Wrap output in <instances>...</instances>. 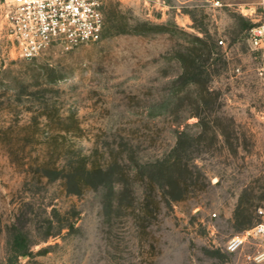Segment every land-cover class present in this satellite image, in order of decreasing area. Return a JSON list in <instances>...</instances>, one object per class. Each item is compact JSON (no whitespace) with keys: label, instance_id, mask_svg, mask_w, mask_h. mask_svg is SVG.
<instances>
[{"label":"rangeland","instance_id":"1","mask_svg":"<svg viewBox=\"0 0 264 264\" xmlns=\"http://www.w3.org/2000/svg\"><path fill=\"white\" fill-rule=\"evenodd\" d=\"M8 1L0 264H264V233L227 251L264 223V40L251 42L264 0H106L99 41L31 60L10 49ZM204 44L215 45L208 60ZM194 65L205 73L183 88ZM167 156L186 165L171 173L185 189L176 201L147 183L159 176L144 164ZM132 158L141 167L133 184L116 178L120 194L107 180L68 192L55 170ZM15 230L30 248L17 259L8 253Z\"/></svg>","mask_w":264,"mask_h":264},{"label":"built area","instance_id":"2","mask_svg":"<svg viewBox=\"0 0 264 264\" xmlns=\"http://www.w3.org/2000/svg\"><path fill=\"white\" fill-rule=\"evenodd\" d=\"M106 0H10L5 7L6 36L10 49L22 59L31 60L50 47L65 48L95 43L104 28ZM251 42L261 47L264 26L251 29ZM219 44H222L220 41ZM264 233L260 223L227 245L230 253L239 249L248 235Z\"/></svg>","mask_w":264,"mask_h":264},{"label":"trees","instance_id":"3","mask_svg":"<svg viewBox=\"0 0 264 264\" xmlns=\"http://www.w3.org/2000/svg\"><path fill=\"white\" fill-rule=\"evenodd\" d=\"M247 28H251V25H247ZM197 40L202 42L200 39ZM214 47L215 45L210 47L208 45H205V55L207 60L211 58V54L213 53L212 48ZM204 73L205 71H203L201 67L194 65V71L192 74H190L189 76H187L188 74H184L185 76L181 75V79L183 80L182 87L185 88V86L190 87L195 85L197 83V78L201 77ZM182 90L183 89H181V91ZM162 109L163 106L157 107L156 114H162ZM180 135H183V133H180ZM131 160L132 161L130 164H124V166H122V164H119L115 159L113 161H106L105 163L96 166L88 165L85 161H82L77 168L71 164H68L66 166L55 168V170L59 172L61 179H65V181L67 180L66 185L68 192L78 193L81 191V188L83 186L96 187L100 184H103V180H107L110 183V189L112 190V193L120 194L122 192L119 187V181L116 178L125 175L129 179H131V182L133 184V177L138 173V170L141 167V165L135 158H132ZM144 166L145 168H148L151 172H155L157 176H159L158 180L149 179L147 181V183L152 188V191L161 192V195L165 199L167 198L171 201H176L182 198L184 194L183 192L185 190L182 185L183 179L180 174H171L172 172H174L173 169H178L179 171L186 168V165L182 164L180 159H171L168 156L165 158H156L152 162L144 164ZM115 167L119 168L121 171L116 172L114 170ZM164 172H168L170 178L169 183H165L164 181H162ZM68 185H71L73 189H70L71 187H68ZM135 199V196L130 197L129 200L131 206L133 205ZM15 231L16 232H13L10 236L8 253L10 256L17 259L18 257L27 256L29 254L30 248L27 242L28 239L26 234L20 230Z\"/></svg>","mask_w":264,"mask_h":264}]
</instances>
